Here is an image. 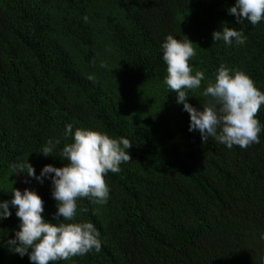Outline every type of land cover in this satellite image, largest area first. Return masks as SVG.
I'll list each match as a JSON object with an SVG mask.
<instances>
[{
    "label": "trees",
    "instance_id": "obj_1",
    "mask_svg": "<svg viewBox=\"0 0 264 264\" xmlns=\"http://www.w3.org/2000/svg\"><path fill=\"white\" fill-rule=\"evenodd\" d=\"M236 0H0V202L13 188L35 191L46 221L58 223L50 174L63 167L68 124L133 145L132 160L106 176V203L78 199L76 222H92L102 248L56 264H264V105L260 142L242 149L189 131L190 115L165 84L162 43L171 34L194 43L201 87L198 110L221 64L264 91V20L237 23ZM87 17V20H85ZM235 28L244 44L213 40ZM186 36V37H185ZM89 77H92L91 79ZM60 140L52 155L42 147ZM86 209V211H82ZM0 220V264H32L8 241L20 220ZM31 250L29 249V252Z\"/></svg>",
    "mask_w": 264,
    "mask_h": 264
},
{
    "label": "clouds",
    "instance_id": "obj_2",
    "mask_svg": "<svg viewBox=\"0 0 264 264\" xmlns=\"http://www.w3.org/2000/svg\"><path fill=\"white\" fill-rule=\"evenodd\" d=\"M228 11L236 17L237 23L247 20L255 26L264 20V0H236ZM246 39L243 32L235 28L224 27L222 31L213 32V40H223L227 45L233 40L238 45L244 44ZM161 47L167 66L164 82L177 94V103L183 104V110L190 115V132L198 130L204 143L213 137L229 149L233 146L246 149L260 142L262 125L257 116L264 105V91L256 87L250 76L221 64L214 82H209L202 93L210 99L203 110H198L188 103L189 90L199 89L205 79V73L194 70L191 63L196 56L194 43L187 37L181 40L169 34ZM64 136L73 138L61 151V156L67 160L65 166L45 165L40 176H36L28 162L19 168V171L26 168L27 174L40 183L54 173L51 181L57 205L55 216L62 220L55 224L46 221L44 201L32 190L21 192L13 188L11 201L0 202V220L11 216L9 203L17 208L20 229L16 239L8 243L21 256L28 254L32 264H56L101 251L100 232L95 225L76 222L77 201L89 198L94 203H106L110 192L106 176L109 172L118 173L121 164L132 160L128 150L133 145L127 138H112L107 133L85 128H76L73 132L71 124L66 126ZM59 144V139H49L40 153L52 155Z\"/></svg>",
    "mask_w": 264,
    "mask_h": 264
}]
</instances>
